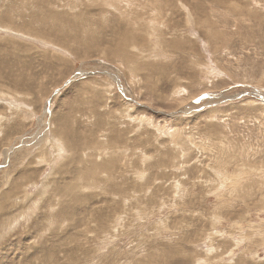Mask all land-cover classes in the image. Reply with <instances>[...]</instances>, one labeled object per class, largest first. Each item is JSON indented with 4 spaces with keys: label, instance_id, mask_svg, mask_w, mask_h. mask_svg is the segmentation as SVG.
Instances as JSON below:
<instances>
[{
    "label": "rangeland",
    "instance_id": "374dc122",
    "mask_svg": "<svg viewBox=\"0 0 264 264\" xmlns=\"http://www.w3.org/2000/svg\"><path fill=\"white\" fill-rule=\"evenodd\" d=\"M0 28V264H264V0H0Z\"/></svg>",
    "mask_w": 264,
    "mask_h": 264
},
{
    "label": "bare ground",
    "instance_id": "6f19581e",
    "mask_svg": "<svg viewBox=\"0 0 264 264\" xmlns=\"http://www.w3.org/2000/svg\"><path fill=\"white\" fill-rule=\"evenodd\" d=\"M189 16V15H188ZM191 19V18H190ZM188 23H189V21H188ZM1 29V28H0ZM7 31V30H6ZM155 31H156V29L153 27L152 28V32L153 33H155ZM157 35V34H156ZM216 69V68H215ZM79 73V72H78ZM84 74V73H83ZM80 75V74H79ZM108 75V74H107ZM108 76H110L111 77V79L112 80H114L115 82H119L118 81V77H116L115 75H113V74H110V75H108ZM67 85V84H66ZM119 87H120V85H119ZM121 91V90H120ZM257 94H255V96L254 97H258V99L259 100H261V101H264V94H262V93H260L259 91H255ZM250 94H252V92L250 93ZM253 95V94H252ZM10 98V97H9ZM12 98V97H11ZM14 98V97H13ZM13 98H12V100H13ZM15 101V100H14ZM13 101V102H14ZM218 103V102H217ZM51 104V103H50ZM49 104V106H51ZM134 104H139V103H137L136 101H134ZM139 105H141V104H139ZM212 105V104H211ZM14 106H15V104H14ZM49 106H48V110H50L51 109V107H50V109H49ZM213 106V105H212ZM47 110V109H46ZM49 113V112H48ZM184 114H187V112H184ZM46 117V116H45ZM110 121V120H109ZM42 125L43 126H45V127H47L48 126V130L47 131H45V130H40L37 134H35L36 135V137H35V142H36V145L37 144H46V145H48V147L50 146V148H52L53 149V152H55V160H56V156L57 157H60V154H61V152L63 151V152H66L67 150L72 154V155H70V156H72V159H73V156H75L76 157V152L77 151H74V148L76 149V147H72L73 145L71 144V143H68V142H66V141H61V137H59L58 135H60V133L57 131H55V124L53 123V125H52V122H50V124H49V122L47 123V122H42ZM47 125V126H46ZM50 126H53V129L52 130H49V127ZM122 131V130H121ZM57 133H58V135H57ZM126 132H124V134H125ZM132 133V132H131ZM178 134V133H177ZM119 135L121 136V133H119ZM127 135H128V133H127ZM134 136V135H133ZM126 137V136H125ZM177 137V136H176ZM64 138V137H63ZM137 138V137H136ZM52 139V140H51ZM64 140H65V138H64ZM116 140V139H115ZM129 140V139H128ZM136 140V139H135ZM182 139H180V140H178V142H180ZM127 141V140H126ZM52 142V143H51ZM22 144H23V141L21 142ZM172 143V142H171ZM41 145V146H42ZM49 148V149H50ZM115 148V147H114ZM51 149V150H52ZM118 149V148H117ZM108 151L109 150H107L106 151V154H108ZM112 151V153H113V155H115L113 158H112V155H111V157L109 158V157H107V161H103V163H100V164H96V163H91V165L90 166H86V167H84L83 168V172H84V176L85 177H87V179H88V181H95V180H97V177H93L98 171L97 170H101L102 171V174L104 175L103 177H107L108 176V174L112 177V169H113V167L115 168V166H117L118 167V162H119V158L121 157L120 156V154H121V151H123L122 149H119L118 151H119V153H117V150H111ZM173 151H174V149H173ZM14 152V148H12V149H10V150H6L4 153H3V156H4V160H3V163L5 164V163H9L8 161L10 160V158H11V155H12V153ZM157 152V151H156ZM83 154V153H82ZM103 154V153H102ZM163 155H164V153H163ZM162 155V156H163ZM107 156V155H106ZM176 156V155H175ZM54 157V156H53ZM81 158H82V156H80ZM77 158V157H76ZM85 158H87V156L85 157ZM98 158V157H97ZM175 158V157H174ZM70 159V158H69ZM171 158H169V160H170ZM75 160V159H74ZM73 160V161H74ZM70 161H72L71 159H70ZM70 161H69V163H70ZM77 161V160H76ZM159 161V160H158ZM30 162V161H29ZM166 162V161H165ZM170 162V161H169ZM67 163V162H66ZM75 163V162H74ZM159 163H160V161H159ZM72 164V163H71ZM64 166H66V164L64 165ZM69 166V165H68ZM2 168V167H1ZM63 168V167H62ZM66 168H67V166H66ZM157 168H158V166H157ZM162 168V167H161ZM160 168V169H161ZM57 170H59L58 168H57ZM61 170V169H60ZM63 170H65V169H63ZM62 170V171H63ZM74 171V170H73ZM92 171V175H91V172ZM97 171V172H96ZM163 171H165V169L163 170ZM110 172V173H109ZM167 174V173H166ZM165 174V175H166ZM99 175V174H98ZM157 175V174H156ZM156 175H154V176H156ZM159 175L161 176V174L159 173ZM121 177V176H120ZM156 177H158V176H156ZM155 177V178H156ZM94 179V180H92V179ZM100 178V177H99ZM112 178H114V177H112ZM115 178H116V176H115ZM118 178H119V175H118ZM86 179V180H87ZM107 179V178H106ZM109 179H111V178H109ZM109 179H107L106 181L104 180L103 182H108L109 181ZM133 179V178H132ZM101 180V179H100ZM112 180V179H111ZM113 181H115V180H113ZM112 181V182H113ZM135 181V180H134ZM94 183H96V182H94ZM119 183V182H118ZM135 183H138V182H136L135 181ZM104 185V184H103ZM26 186V185H25ZM96 186H97V184H96ZM84 187H85V185H84ZM94 187H95V185H94ZM93 187V188H94ZM173 188V187H172ZM108 191V190H107ZM146 191V190H145ZM105 192V190L103 191V193ZM102 194V193H101ZM105 194V193H104ZM103 195V194H102ZM107 195H108V192H107ZM110 195H112L111 193H110ZM174 196H175V194H173ZM28 196H29V194H28ZM100 197V196H99ZM103 197V196H102ZM108 197V196H107ZM23 198V197H22ZM16 199V198H15ZM103 199V198H102ZM107 199V198H106ZM111 199V198H110ZM112 201V200H111ZM99 202V201H98ZM111 203V202H110ZM108 205V204H107ZM114 205V204H113ZM102 206H103V204H102ZM101 206V207H102ZM105 209V208H104ZM60 210H62V209H60ZM56 211V210H55ZM59 211V210H58ZM62 211H64V210H62ZM93 211H94V209H93ZM96 211H97V209H96ZM98 211H99V209H98ZM61 213V212H60ZM65 213V212H64ZM66 213H68V212H66ZM60 215V214H59ZM94 215H95V213H94ZM99 215H108V212L107 213H105V212H100L99 213Z\"/></svg>",
    "mask_w": 264,
    "mask_h": 264
}]
</instances>
